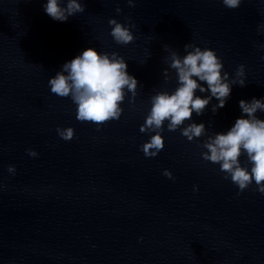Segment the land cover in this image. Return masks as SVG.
Returning <instances> with one entry per match:
<instances>
[{"label": "water", "instance_id": "1", "mask_svg": "<svg viewBox=\"0 0 264 264\" xmlns=\"http://www.w3.org/2000/svg\"><path fill=\"white\" fill-rule=\"evenodd\" d=\"M42 2L0 0V264H264V194L254 184L238 192L203 159L204 136L165 129L149 157L139 130L149 97L176 86L174 70L167 80L162 70L186 42L215 49L230 76L245 65V85H233L223 107L213 113V98L193 113L209 132L234 122L240 99L264 96V0H82L84 11L62 22ZM110 17L134 23L135 39L115 43ZM85 47L116 51L138 80L120 119L99 129L47 83ZM58 125L72 126L73 138Z\"/></svg>", "mask_w": 264, "mask_h": 264}, {"label": "clouds", "instance_id": "2", "mask_svg": "<svg viewBox=\"0 0 264 264\" xmlns=\"http://www.w3.org/2000/svg\"><path fill=\"white\" fill-rule=\"evenodd\" d=\"M127 3L134 6V0H127ZM222 3L235 8L241 0H222ZM41 6L50 18L62 22L77 12H83L86 5L82 0H43ZM116 11H121L119 6ZM108 23L111 25L109 34L115 43L127 44L135 39L131 30L134 23L129 25L115 17H110ZM257 31L264 32V23L258 24ZM257 47L264 48V43ZM183 48V55L170 50L165 58L168 67L162 70L164 79L170 78L168 73L172 69L177 83L173 89L158 90L149 97L150 107L139 125V130L147 133L148 138L140 148L145 156H156L164 147L162 133L165 129L174 131L179 128L188 141L204 136L205 139L198 140L204 149L200 153L203 159L218 164L224 178L230 179L238 192L254 184V190L264 194V118L257 115L258 111L264 112V96L240 99L241 114L234 122L225 130L209 132L203 121L192 119L193 113L202 115L213 98L216 101L211 104L213 113L223 107L232 86L245 85V65L238 64L230 76L215 49L190 42H186ZM127 68V60L116 51L85 47L63 62L60 69L48 77L47 83L52 93L71 99L78 120L91 122L99 129L109 120L120 119L126 94H131L130 101L136 96L138 80ZM56 131L65 140L74 136L72 126L58 125ZM26 151L30 156L38 155L35 149ZM241 157H244L243 161ZM7 170L14 172L15 165H7ZM163 174L174 178L167 168L163 169Z\"/></svg>", "mask_w": 264, "mask_h": 264}]
</instances>
